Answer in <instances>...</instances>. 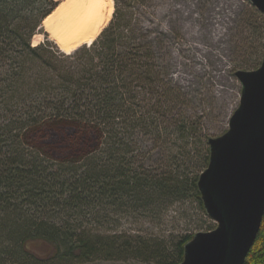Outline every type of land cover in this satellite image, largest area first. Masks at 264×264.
Segmentation results:
<instances>
[{
    "label": "trees",
    "instance_id": "1",
    "mask_svg": "<svg viewBox=\"0 0 264 264\" xmlns=\"http://www.w3.org/2000/svg\"><path fill=\"white\" fill-rule=\"evenodd\" d=\"M133 1L114 0L109 24L90 46L75 51L85 62L74 71L51 62L50 58H56L48 47L52 43L31 44L57 1L0 0V62H9L0 75V264H75L99 258L182 262L184 247L194 234L165 239L124 233L93 235L82 229L89 220L98 221L94 214L100 206L109 211L155 209L166 201L194 198L206 214L199 176L178 167L177 172L156 177L131 165L132 132L141 123H154V118L137 114L131 107L136 98L131 86L139 81L147 88V84H155L150 82L162 80L164 70L152 62L148 37L140 34L142 41L137 42L130 34L132 12L129 16L121 4ZM131 31L137 32L135 28ZM36 62L41 70L57 73L60 82L45 78L40 82L37 76L40 91L45 90L46 96L50 86L60 89L63 99L56 105L33 104L20 109L19 89L30 79L27 64L36 67ZM152 91L162 96L166 87L163 92ZM69 95L74 106L65 108ZM68 126L86 132L96 129L105 147L55 161L46 157L43 147L29 151L26 140L32 133L43 130L49 134ZM186 126L187 121L182 120L179 131L185 132ZM186 139L189 144V135ZM198 140L200 148L194 153L198 152L206 167L209 139ZM244 264H264V216Z\"/></svg>",
    "mask_w": 264,
    "mask_h": 264
},
{
    "label": "rangeland",
    "instance_id": "2",
    "mask_svg": "<svg viewBox=\"0 0 264 264\" xmlns=\"http://www.w3.org/2000/svg\"><path fill=\"white\" fill-rule=\"evenodd\" d=\"M55 1L58 6L51 14H55L66 0ZM121 9L129 16L132 12L134 27L130 29V34L137 42L142 41L141 38L138 39L140 34L148 37L154 56L152 62L160 71L161 68L164 69L162 80L156 81L157 83L150 82L155 84H147V88H144L141 87V82L136 81L131 86L136 98L134 103H128H132L133 110L137 114L154 118L153 124L141 123L132 132L130 140L133 151L129 154L131 165L156 177L177 172L178 167L181 172L188 171L200 176L207 166L202 165L198 152L194 153L197 147L200 148L198 139L215 138L228 130L230 118L239 106L242 90L235 73L238 70L257 69L262 62L264 13L250 0H135L128 5L122 3ZM114 10V0H105L102 21L109 14L111 20ZM110 20L108 18L107 25ZM59 25L60 20L54 22V33L65 37ZM134 28L137 32L131 31ZM34 37L31 40L32 47L47 41L52 43L53 47H48L56 58H50L51 62L74 71L85 62L81 59V53L75 54V51L82 46L91 45L77 44L76 50L66 54L44 26ZM145 40L147 41L146 38ZM36 63V67L33 63L27 64L30 68L27 73L30 79L26 86L19 89L22 98L26 96L25 100L21 101V98L19 102L20 109L33 104L43 107L49 103L56 105L63 99L62 94H59L60 89L55 87L54 90L50 86V94L46 96L45 90L40 91V83L36 82L37 76L40 82H43L44 78L54 82L59 80L57 73H52L46 68L43 71L41 64ZM7 68L9 62L1 61L0 75ZM45 72L47 75L40 77V74L44 75ZM45 84L48 85L49 82ZM163 85L166 87V93L162 96L152 91L154 89L163 92ZM126 97L130 99L127 95ZM72 100V96H67L64 107L74 106L71 104ZM182 120L187 121L185 132L178 129ZM188 135L189 144L186 139ZM27 139L26 143L30 148L26 146L29 151L43 147L46 157L51 156L53 161L76 157L105 147L96 129L86 132L75 126L55 128L49 134L41 130L32 133ZM107 209L106 206L97 208L94 217H97L98 221L89 220L83 224L82 229L93 235L124 233L171 239L178 235H195L198 232L210 231L217 226V223L202 211L194 198L166 201L158 204L155 209ZM44 264L56 263L51 261ZM75 264L152 263L137 258H99Z\"/></svg>",
    "mask_w": 264,
    "mask_h": 264
},
{
    "label": "water",
    "instance_id": "3",
    "mask_svg": "<svg viewBox=\"0 0 264 264\" xmlns=\"http://www.w3.org/2000/svg\"><path fill=\"white\" fill-rule=\"evenodd\" d=\"M264 13V0H250ZM240 103L228 130L209 138L210 158L198 178L207 215L217 226L198 232L180 264H244L264 216V56L254 70H238Z\"/></svg>",
    "mask_w": 264,
    "mask_h": 264
},
{
    "label": "bare ground",
    "instance_id": "4",
    "mask_svg": "<svg viewBox=\"0 0 264 264\" xmlns=\"http://www.w3.org/2000/svg\"><path fill=\"white\" fill-rule=\"evenodd\" d=\"M104 4L105 0H66L55 14H50L44 19L45 30L51 33V38L55 39L62 51L66 54L72 53L74 49L76 50L77 44H92L108 23V18L110 20L111 14L108 17L105 15L106 19L102 21ZM58 20L65 37L54 33V22Z\"/></svg>",
    "mask_w": 264,
    "mask_h": 264
},
{
    "label": "crops",
    "instance_id": "5",
    "mask_svg": "<svg viewBox=\"0 0 264 264\" xmlns=\"http://www.w3.org/2000/svg\"><path fill=\"white\" fill-rule=\"evenodd\" d=\"M82 44H84V43H82ZM64 52V51H63Z\"/></svg>",
    "mask_w": 264,
    "mask_h": 264
}]
</instances>
